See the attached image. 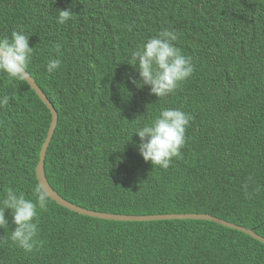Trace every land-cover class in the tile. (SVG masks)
Returning a JSON list of instances; mask_svg holds the SVG:
<instances>
[{
	"label": "trees",
	"instance_id": "16d2710c",
	"mask_svg": "<svg viewBox=\"0 0 264 264\" xmlns=\"http://www.w3.org/2000/svg\"><path fill=\"white\" fill-rule=\"evenodd\" d=\"M59 9L72 11L66 24ZM13 28L30 36L31 74L59 112L46 173L62 196L121 214L209 213L264 236V0H0V37ZM162 29L179 34L195 70L159 99L126 79H139L126 60ZM49 59L61 61L52 74ZM4 94L0 200L10 188L34 199L52 113L32 86L0 74ZM161 106L191 116L182 158L166 170L132 134ZM6 215L0 264H264L263 241L212 220H108L52 198L25 253Z\"/></svg>",
	"mask_w": 264,
	"mask_h": 264
},
{
	"label": "clouds",
	"instance_id": "9594fccd",
	"mask_svg": "<svg viewBox=\"0 0 264 264\" xmlns=\"http://www.w3.org/2000/svg\"><path fill=\"white\" fill-rule=\"evenodd\" d=\"M70 19H72L71 9L58 10L57 24H66ZM29 38L30 36L23 28H13L10 36L0 37V74H6L9 82L20 81L28 86L34 85L30 65L35 55V47L30 46ZM178 39L177 32L162 29L140 48L133 50L126 61L138 70L139 79L132 76L131 72L126 74V79L137 87L150 86V93L155 94L159 99L174 94L180 84L189 78L195 70L192 58L184 55L176 45L175 42ZM60 65L59 59H49L45 65L47 73L56 72ZM11 98L6 94L0 95V108L7 107ZM190 119V114L180 108L161 106L153 118L143 124H138L132 134L137 133L139 136L136 146L143 159L146 162H151L154 168L159 167L166 170L174 158H182V150L187 143L186 129ZM33 191L35 198L31 199L26 197L23 192L17 193L10 188L0 200V227L8 228L9 220L6 212L11 209L13 223L16 227L11 230L10 240L22 248L25 253L33 252L39 243V212L47 208L50 197L53 196L49 187L42 180Z\"/></svg>",
	"mask_w": 264,
	"mask_h": 264
},
{
	"label": "water",
	"instance_id": "95a60500",
	"mask_svg": "<svg viewBox=\"0 0 264 264\" xmlns=\"http://www.w3.org/2000/svg\"><path fill=\"white\" fill-rule=\"evenodd\" d=\"M33 84L32 87L36 90L38 95L44 101V103L48 106L52 113V122L48 131L47 139L43 144L42 151L40 154V161L36 166V174L39 182L42 180L44 183L49 187L50 192L52 193V198L62 206H65L73 211H76L80 214L89 215L98 218L110 219V220H122V221H151V220H161V219H177V218H184V219H205V220H212L217 223L223 224L225 226L235 228L246 232L253 237L261 240L264 242V236L258 234L254 229L230 222L223 218L206 214V213H172V214H120V213H112V212H104L99 210H93L81 205H78L64 196H62L50 183L47 173H46V157L48 153L49 146L52 142L54 134L56 132L58 123H59V112L56 109L53 102L49 99L47 94L42 90V88L37 83L36 79L33 77Z\"/></svg>",
	"mask_w": 264,
	"mask_h": 264
}]
</instances>
